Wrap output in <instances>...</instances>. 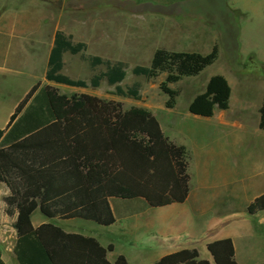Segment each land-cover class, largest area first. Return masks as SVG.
<instances>
[{"label":"trees","instance_id":"trees-1","mask_svg":"<svg viewBox=\"0 0 264 264\" xmlns=\"http://www.w3.org/2000/svg\"><path fill=\"white\" fill-rule=\"evenodd\" d=\"M84 50L71 37L56 33L47 60V84H35L0 130V185L8 191L5 214L10 218L16 214L13 255L18 264H51L36 236L34 213L47 221L80 220L108 228L148 209L182 205L189 199V153L164 135L152 113L59 92L58 87L85 88L83 82L61 73L63 56ZM217 58L216 47L207 55L160 48L149 68L135 67L132 74L147 80L165 75L159 90L167 98L165 109L173 110L178 93L169 86L198 77ZM90 65L105 68L104 74L91 80L93 90L101 80L116 86L125 79L122 64L93 58ZM126 96L137 100V88L129 89ZM230 96L228 82L212 77L205 92L190 103L188 114L211 119L215 109H229ZM258 114V128L264 132V99ZM246 212L250 216L264 212V193L251 200ZM0 264H4L1 253ZM154 264L175 261L169 255Z\"/></svg>","mask_w":264,"mask_h":264},{"label":"rangeland","instance_id":"rangeland-1","mask_svg":"<svg viewBox=\"0 0 264 264\" xmlns=\"http://www.w3.org/2000/svg\"><path fill=\"white\" fill-rule=\"evenodd\" d=\"M28 24L32 26V57L37 59L35 74L37 77L43 75V84H47L44 79L47 55L56 33L71 37L74 44L84 45L83 53L63 56L61 73L72 81L83 82L85 88L58 87L59 92L68 97L89 95L116 102L124 110L141 108L163 120L166 134L177 138L178 144L189 149L192 179L189 189L192 192L200 176L205 178L199 164V150L205 147V143L187 140L183 127L188 123L186 116L190 103L205 92L209 79L221 76L228 82L233 101L231 117L247 120L250 128L259 118L258 110L264 99V0H0V64L14 66L22 58L21 30ZM214 47L218 58L212 66L196 78L182 79L169 86L178 93L171 116L165 109L167 98L159 90L166 76L147 80L132 74L135 67L149 68L154 52L160 48L207 55ZM93 58L112 65L122 64L124 81L109 86L101 80L99 87L93 90L91 80L105 72L103 66L91 67ZM27 84L25 82L23 86ZM133 88L138 90L137 100L126 96ZM207 184L215 185L216 182L208 177ZM248 189L245 192L241 187L232 186L221 191L210 190L192 197L191 202L200 203L197 211L212 212L214 206L211 203L233 201L235 209L242 213L245 204L264 193V176L250 184ZM206 204L207 209L202 208ZM38 217L42 218L36 214ZM190 220L194 218L181 222L176 231L179 235L175 239L176 250L183 251L173 257L177 264H185L184 258L190 257L192 264H218L217 261L225 262L229 258L244 264L249 261L243 253L245 249L255 251L256 262L264 258V240L243 236L235 240H215L219 234L214 233L215 216L212 218L213 229L208 231L202 218ZM77 221L80 220L52 222L73 234L79 233L77 237L81 241L96 236L105 246L102 248L104 253L108 248L112 252L122 247L103 228ZM239 227L243 228L244 224ZM9 236L10 239L0 241L1 247H11L13 234ZM100 243L89 242L88 250L98 264H109L105 256L103 259L100 255ZM207 245L212 249L209 250ZM230 246L235 256L227 254ZM189 247L193 248L191 254L185 251Z\"/></svg>","mask_w":264,"mask_h":264},{"label":"crops","instance_id":"crops-1","mask_svg":"<svg viewBox=\"0 0 264 264\" xmlns=\"http://www.w3.org/2000/svg\"><path fill=\"white\" fill-rule=\"evenodd\" d=\"M21 31L23 49L20 54L22 58L18 59V63L14 66L0 64V130L6 128L16 107L31 88L38 82L43 84V75L37 77L35 74L37 59L32 57L33 54L30 49L32 26L28 24ZM4 38L7 39V36ZM48 57L49 54L47 60ZM25 82L28 84L24 87L23 83ZM19 85L23 88H19ZM232 108L231 95L229 109L225 112L215 109L211 119L194 118L189 114L186 116V122L188 123L183 127L185 138L205 143V147L199 150V164L205 178L200 176L198 184L195 185L198 186V189L195 187L194 192L189 189V199L182 205H173L157 210L148 209L142 214L118 220L114 225L103 228L112 236V239L118 241V243L120 242L122 247L119 250L115 249L109 252L107 249L104 253L102 248L105 246L100 243L96 236L92 235L87 240L81 241L77 237L79 233L73 234L66 228L58 227L52 221H47L43 217L36 218L38 213H34L32 224L51 264H98L91 255L90 250H88V243H96V241L101 246V257L104 259L105 256L109 264L115 261L117 264H154L165 256L174 257L176 254L183 252L176 250L175 239L179 236L176 231L181 222L185 223L191 218H194V220L189 222L202 218L207 223L206 229L208 231L213 229L211 228L213 226L212 218L215 216L214 228L216 232L214 233L216 235L219 233L215 240H235L243 237L245 239L258 238L264 240V212L254 216L248 215L246 209L251 201L245 204L242 213L235 209L233 201L211 203L214 209L217 206V210L213 209L212 212L197 211L200 203L191 202L194 196L209 193L210 190L221 191L232 186H237L239 189L241 187V190L246 192L249 190L248 186L250 184L264 176V132H261L258 128L259 118L257 122L254 121L252 128H250L251 125L247 120L231 117ZM173 110H168L170 112L169 116L172 115ZM153 116L158 121L164 135L171 142L185 147L176 142L177 138L169 137L166 134L163 120L155 114ZM185 148L187 151L189 150L187 147ZM208 177L213 178L216 184H207ZM190 184H192L191 177L189 186ZM7 196V189L4 185H0V241L4 242L10 239L9 234H13L11 247L3 248L0 246L1 261L4 264H18L13 255L16 242L13 226L16 221V214L11 218L5 214L6 206L3 200ZM207 205L202 206V208L207 209ZM157 211L159 213H155ZM157 214L162 216H157ZM71 222H76V220ZM241 224H244L243 228L239 227ZM207 246L209 250L212 249L210 245ZM191 250H193L191 247L185 249L189 254H191ZM243 253L249 260L244 264L264 263V258L256 262L254 257L257 254L253 250L245 249ZM227 254L235 256L231 246L227 249ZM259 254L262 256L263 252L261 251ZM214 255L216 254L214 253ZM216 259L221 258L216 257ZM184 261L185 264H192L191 257L190 259L184 258ZM217 263L238 264L230 258L225 262L217 261ZM175 264L177 263L175 262Z\"/></svg>","mask_w":264,"mask_h":264}]
</instances>
